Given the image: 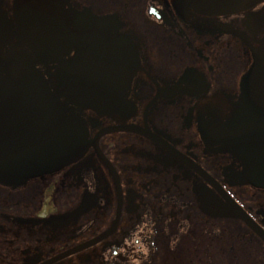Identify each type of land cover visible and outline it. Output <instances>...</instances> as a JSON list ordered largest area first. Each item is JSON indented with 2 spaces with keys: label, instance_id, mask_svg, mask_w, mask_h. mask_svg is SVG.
Listing matches in <instances>:
<instances>
[{
  "label": "flooded vegetation",
  "instance_id": "obj_1",
  "mask_svg": "<svg viewBox=\"0 0 264 264\" xmlns=\"http://www.w3.org/2000/svg\"><path fill=\"white\" fill-rule=\"evenodd\" d=\"M228 3L0 0V73L29 64L86 145L64 167L0 182V264H264V188L225 134L246 81L264 77V0ZM19 23L43 26L29 37L57 63L37 61ZM86 59L105 64L93 69L103 106L70 95ZM12 102L0 169L51 133Z\"/></svg>",
  "mask_w": 264,
  "mask_h": 264
},
{
  "label": "water",
  "instance_id": "obj_2",
  "mask_svg": "<svg viewBox=\"0 0 264 264\" xmlns=\"http://www.w3.org/2000/svg\"><path fill=\"white\" fill-rule=\"evenodd\" d=\"M228 1L231 10H234L253 5L260 0ZM18 28L27 41L36 42L37 61L52 64L58 62L57 59L46 60L41 57L44 54L41 36L38 39L29 37V32L33 30L43 32V26L19 23ZM102 66L105 64L93 59L83 60L78 65L82 73L76 76L81 77L82 81L74 79L70 83V95L78 104L85 107L104 105L105 99L102 94L106 91L100 87L97 76L99 72L95 74L93 70ZM12 101H25L23 107L31 114L46 118L50 123L51 133L46 137L43 134L35 135L34 139L29 140L28 160H22L21 150L15 151L11 148L12 161L7 163L5 169H0V182L6 181L7 178L11 179L14 175L25 178L51 172L74 162L81 156L86 146L82 131L60 112L45 81L33 72L29 64H18L0 73V109H15L16 104ZM225 134L228 144L233 147L236 156L247 168L248 182L255 187L264 188V77L246 81L241 105L226 126Z\"/></svg>",
  "mask_w": 264,
  "mask_h": 264
}]
</instances>
